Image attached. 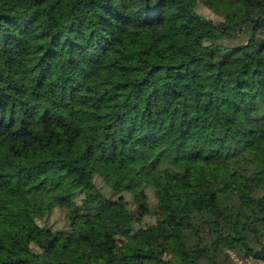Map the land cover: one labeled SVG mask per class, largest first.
<instances>
[{"label":"trees","instance_id":"trees-1","mask_svg":"<svg viewBox=\"0 0 264 264\" xmlns=\"http://www.w3.org/2000/svg\"><path fill=\"white\" fill-rule=\"evenodd\" d=\"M16 191L0 264L264 259V0H0Z\"/></svg>","mask_w":264,"mask_h":264},{"label":"rangeland","instance_id":"rangeland-1","mask_svg":"<svg viewBox=\"0 0 264 264\" xmlns=\"http://www.w3.org/2000/svg\"><path fill=\"white\" fill-rule=\"evenodd\" d=\"M176 27L182 31L187 29L186 25L176 22ZM44 159L51 158L49 153H39ZM38 156V155H36ZM102 170L106 173L110 180L118 179L123 182L127 181L121 169L117 166L103 165ZM49 173V171H48ZM59 176L55 175V178ZM22 197L20 191L9 193L0 199V229L4 230L10 225L18 224L23 219V209L19 205V200ZM238 264H243L240 261Z\"/></svg>","mask_w":264,"mask_h":264},{"label":"built area","instance_id":"built-area-1","mask_svg":"<svg viewBox=\"0 0 264 264\" xmlns=\"http://www.w3.org/2000/svg\"><path fill=\"white\" fill-rule=\"evenodd\" d=\"M262 243H263V247H264V239H263ZM247 262L251 263L252 260L251 259H247ZM256 263L257 264H264V259H258V260H256Z\"/></svg>","mask_w":264,"mask_h":264}]
</instances>
